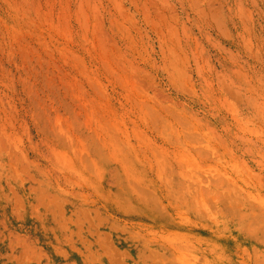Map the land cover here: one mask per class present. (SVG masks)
Listing matches in <instances>:
<instances>
[{
  "label": "rangeland",
  "instance_id": "374dc122",
  "mask_svg": "<svg viewBox=\"0 0 264 264\" xmlns=\"http://www.w3.org/2000/svg\"><path fill=\"white\" fill-rule=\"evenodd\" d=\"M0 264H264V0H0Z\"/></svg>",
  "mask_w": 264,
  "mask_h": 264
}]
</instances>
